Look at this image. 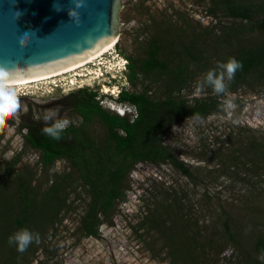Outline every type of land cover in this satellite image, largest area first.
Masks as SVG:
<instances>
[{
	"label": "rangeland",
	"instance_id": "obj_1",
	"mask_svg": "<svg viewBox=\"0 0 264 264\" xmlns=\"http://www.w3.org/2000/svg\"><path fill=\"white\" fill-rule=\"evenodd\" d=\"M230 1L264 3L120 0L110 51L74 73L14 87L30 111L21 115L19 125L8 119L0 130V200L6 201L0 203V264H242L245 257L252 264L264 263L254 249L258 240L264 241V67L251 70L239 85L233 79L221 95L210 86L196 91L206 74L199 69L192 70L199 73L179 94L169 91L171 78L164 74H139L130 80V61L138 67L154 41L171 70L183 62L181 47L186 45L201 44L211 62H226L233 50L222 48L220 41L228 28L243 23L227 14L224 4ZM262 43L264 31H255L243 35L239 46L255 50ZM100 62L105 65L101 71L108 73L104 77H98ZM122 90L151 99L169 93L187 100L214 96L219 110L204 118L177 120L162 138L190 176L168 163L136 164L127 177L124 201L91 237L81 226L90 198L77 173L64 159L42 168L40 151L23 136L28 126H48L42 119L47 109L58 107L56 118L77 124L72 100H86L92 93L102 109L132 119L134 108L116 101ZM225 101L234 109H227ZM92 134L101 139L103 128L94 124ZM254 143L262 147L255 149ZM54 181L57 190L51 197L47 191ZM22 191L31 194L29 210L34 213L24 229L38 233L40 242L20 253L9 237L20 231ZM6 220L13 222L9 232ZM225 226L235 242L227 239Z\"/></svg>",
	"mask_w": 264,
	"mask_h": 264
},
{
	"label": "trees",
	"instance_id": "obj_2",
	"mask_svg": "<svg viewBox=\"0 0 264 264\" xmlns=\"http://www.w3.org/2000/svg\"><path fill=\"white\" fill-rule=\"evenodd\" d=\"M224 8L229 17L243 22L228 28V32L220 41L222 48L233 50L232 53L228 52L229 57L225 61L234 57L243 65L235 74L233 84L236 86L245 81L251 70L264 67V43L255 50L239 46L241 38L246 33L264 31V3L230 1L224 4ZM200 47L182 46L181 55L183 54L185 58L180 65L171 70L167 59L160 57L162 47L154 41L149 45L146 56L138 67H134L135 65L130 61V80L135 79L139 74L145 76L152 73L164 74L171 78L169 91H177L179 94L189 83L191 84L200 70L207 73L215 69L219 62H211L204 56ZM196 69L199 71L193 73L192 70ZM89 96L86 100H76V98L72 100L71 108L79 118V122L69 124L61 133L60 140L46 135L43 132L44 127L40 125L26 127L27 132L23 140L32 149L40 151L42 168L47 169L56 160L64 159L74 169L81 183L87 188L90 198L81 226L87 236L96 237L102 219L112 213L119 202L124 201L127 177L136 164L168 163L185 176H190L185 165L172 155L167 145H164L162 138L177 120L207 117L219 110L220 103L214 96L187 100L169 93L164 99H151L145 94L137 95L122 90L118 93L116 101L132 106L135 112V116L128 119L126 116H119L102 109L93 100L95 94ZM96 123L103 128L104 136L101 139L92 134V126ZM3 126H0V130ZM1 135L0 132V138ZM254 146L255 149L262 147L261 144L256 143L253 144ZM48 189L47 193L50 192L48 196L52 197L57 190V183L52 182ZM21 195L25 200L21 201L24 204L22 219L17 221L20 230L24 229V222L33 221L34 215L33 211L29 210L33 207L31 194L29 196L22 191ZM46 199L48 198L45 196L44 200L47 201ZM5 202L0 200L2 204ZM9 203L11 205L12 199ZM6 223L8 227L5 230L9 232L13 222L6 220ZM224 234L228 240L235 242L227 226ZM194 239L192 237V241ZM254 249L260 257L264 256V241L258 240L254 244ZM242 264H252V262L250 258L245 257V262Z\"/></svg>",
	"mask_w": 264,
	"mask_h": 264
},
{
	"label": "water",
	"instance_id": "obj_3",
	"mask_svg": "<svg viewBox=\"0 0 264 264\" xmlns=\"http://www.w3.org/2000/svg\"><path fill=\"white\" fill-rule=\"evenodd\" d=\"M77 2L71 20V0H0V67L15 74L12 80L76 63L116 37L120 0Z\"/></svg>",
	"mask_w": 264,
	"mask_h": 264
},
{
	"label": "clouds",
	"instance_id": "obj_4",
	"mask_svg": "<svg viewBox=\"0 0 264 264\" xmlns=\"http://www.w3.org/2000/svg\"><path fill=\"white\" fill-rule=\"evenodd\" d=\"M73 7L68 8V16L71 20L78 17L79 9L82 5L77 0H71ZM55 10L60 11L61 7L55 5ZM21 44H24L23 38ZM243 67L242 63L230 57L227 62H218L215 69L209 70L202 80L197 83L196 91L202 92L206 86H210L216 95L227 93L228 84L234 79L238 70ZM15 78V74L8 69L0 67V126L4 125L6 120L13 119L17 125L21 121V115H27L30 111L29 106L24 102L11 86V80ZM226 108L234 109L235 105L231 101H225ZM120 114V113H119ZM59 115V108L47 109L42 117L46 125L43 132L55 140L61 139V133L69 126L68 119L56 118ZM121 115V114H120ZM33 119L39 120L40 116L34 115ZM35 241L40 242L38 233L30 232L28 229H21L9 237V244L15 243L17 251L23 253L28 246ZM260 259H264L261 256Z\"/></svg>",
	"mask_w": 264,
	"mask_h": 264
},
{
	"label": "bare ground",
	"instance_id": "obj_5",
	"mask_svg": "<svg viewBox=\"0 0 264 264\" xmlns=\"http://www.w3.org/2000/svg\"><path fill=\"white\" fill-rule=\"evenodd\" d=\"M116 42V37L110 41L106 46H104L102 49L98 50L97 52L91 54L90 56L76 62V63H72L66 66H62L60 68L45 72V73H41L38 74L36 76L33 77H27V78H21V79H15V80H11V86L12 87H18V86H26V85H30L36 82H40V81H45V80H49L55 77H60L62 75H66L69 73H74L76 71H78L80 68L84 67L85 65L92 63L94 60H96L97 58L101 57L103 54L107 53L108 51H110L113 46L115 45ZM76 76H87L88 74H84V75H79V74H75ZM104 92H107L108 90L106 89V87L103 89ZM112 94L113 91H111Z\"/></svg>",
	"mask_w": 264,
	"mask_h": 264
},
{
	"label": "built area",
	"instance_id": "obj_6",
	"mask_svg": "<svg viewBox=\"0 0 264 264\" xmlns=\"http://www.w3.org/2000/svg\"><path fill=\"white\" fill-rule=\"evenodd\" d=\"M102 59V58H101ZM121 61H123L122 59H121ZM100 64H102V62H100ZM100 66V67H99ZM99 66H97L96 68L99 70V75L100 76H98V77H104V74L107 72V71H105L104 73H103V71H101V69L103 70L104 68H105V65L103 66V64L102 65H99ZM101 66H102V68H101ZM122 69L121 70H125V64H123L122 66ZM109 70V69H108ZM108 74V73H107ZM107 74H105V75H107ZM104 86V85H103ZM118 93H119V91H118ZM118 93L116 94V97H117V95H118Z\"/></svg>",
	"mask_w": 264,
	"mask_h": 264
}]
</instances>
